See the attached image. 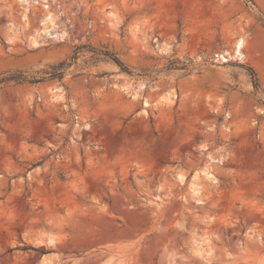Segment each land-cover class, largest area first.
Wrapping results in <instances>:
<instances>
[{
    "label": "rangeland",
    "instance_id": "rangeland-1",
    "mask_svg": "<svg viewBox=\"0 0 264 264\" xmlns=\"http://www.w3.org/2000/svg\"><path fill=\"white\" fill-rule=\"evenodd\" d=\"M0 264H264V0H0Z\"/></svg>",
    "mask_w": 264,
    "mask_h": 264
},
{
    "label": "trees",
    "instance_id": "trees-1",
    "mask_svg": "<svg viewBox=\"0 0 264 264\" xmlns=\"http://www.w3.org/2000/svg\"><path fill=\"white\" fill-rule=\"evenodd\" d=\"M84 46H77L75 49H74V51H73V53H72V55H71V59L72 60H74L75 58H76V54H77V52L79 51V49H81V48H83ZM90 50H92V51H94V52H96V53H99V54H102V55H104V56H107V57H109L111 60H113L120 68H122V69H125V66L123 65V63L117 58V56H115L113 53H111V52H109V51H107V50H104V51H101V50H97V49H95V48H90ZM72 63V61L71 62H65V61H61L58 65H57V69H60V68H62V67H65V66H68V65H70ZM246 69H247V71H248V73H249V75H250V77H251V81H252V85H253V87L254 88H257V86H258V79H257V75H256V72H255V70L252 68V67H250V66H246ZM60 76H61V73L62 72H57ZM19 76H12V74L10 75V76H8V77H4V78H2V80L3 79H20V80H24L25 78H24V76L21 74V73H19L18 74ZM51 75H54V74H51Z\"/></svg>",
    "mask_w": 264,
    "mask_h": 264
},
{
    "label": "bare ground",
    "instance_id": "bare-ground-1",
    "mask_svg": "<svg viewBox=\"0 0 264 264\" xmlns=\"http://www.w3.org/2000/svg\"><path fill=\"white\" fill-rule=\"evenodd\" d=\"M244 45H245V39H244V37H239V38H237V40L235 41V43H234V49H233V53H234V55L236 56V57H238V58H240V59H242L243 57H244V54H243V52H242V49H243V47H244ZM144 86L142 85V84H138V86H136V89L138 90V89H142ZM143 104H144V106H149L150 104H149V102L147 101V100H145V101H143ZM205 175L207 176V177H210V173L208 172V171H205ZM191 193L193 194L192 196H196V194L198 193V189H197V187L195 186V184H192L191 185ZM36 238V237H35ZM47 238V237H46ZM32 239V238H31ZM34 239V238H33ZM32 239V240H33ZM38 241H35V240H33V241H35V242H40V243H50V242H52L53 241V238L52 237H48L47 239H44L45 241H42V239L40 240V239H37Z\"/></svg>",
    "mask_w": 264,
    "mask_h": 264
}]
</instances>
